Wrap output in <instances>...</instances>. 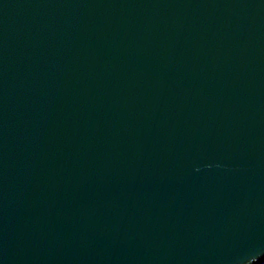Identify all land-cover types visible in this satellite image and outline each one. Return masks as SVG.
<instances>
[{
  "label": "water",
  "instance_id": "1",
  "mask_svg": "<svg viewBox=\"0 0 264 264\" xmlns=\"http://www.w3.org/2000/svg\"><path fill=\"white\" fill-rule=\"evenodd\" d=\"M0 264H264V0H0Z\"/></svg>",
  "mask_w": 264,
  "mask_h": 264
}]
</instances>
